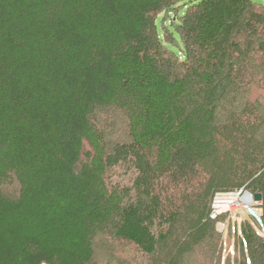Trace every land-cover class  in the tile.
I'll return each mask as SVG.
<instances>
[{
    "label": "trees",
    "instance_id": "obj_1",
    "mask_svg": "<svg viewBox=\"0 0 264 264\" xmlns=\"http://www.w3.org/2000/svg\"><path fill=\"white\" fill-rule=\"evenodd\" d=\"M242 191L228 248L213 203ZM98 235L134 252L111 264H264V0H0V264H96Z\"/></svg>",
    "mask_w": 264,
    "mask_h": 264
},
{
    "label": "rangeland",
    "instance_id": "obj_2",
    "mask_svg": "<svg viewBox=\"0 0 264 264\" xmlns=\"http://www.w3.org/2000/svg\"><path fill=\"white\" fill-rule=\"evenodd\" d=\"M180 12L181 8L178 6L172 11H165L163 16L165 20H169L170 18L178 17ZM249 88L250 87H246L244 91L250 93L251 97L255 95L259 96L263 92V90H260L255 86L250 89V91ZM224 107L227 108L228 105ZM224 112V110H221L222 114ZM95 120L98 127L103 132L109 147L129 141L127 118L122 110L115 107L100 109L95 114ZM135 176L136 171L131 163H121L112 168L108 173V179L111 183L126 186L132 185ZM4 189L8 194L16 196L19 192V185L15 182L12 185L5 186ZM255 195V193L250 191H242L218 194L216 197L213 203L215 219L217 222L216 228L217 232H220L224 239H226V247L229 248L233 246V238L235 237L232 232H229V234L226 232L227 228L229 229L228 222L231 219L230 217H232V219L238 218V221L240 222L248 218L249 214L254 216L259 215V212L254 207L261 203L262 198L256 200ZM229 207L230 209H228ZM227 214L230 215V217L227 216ZM228 217L229 219H227ZM215 241L218 242V240ZM95 243L96 264H111L114 253L129 258L134 257V252H132L130 247L126 245L128 248H125L119 242L113 241L103 235H98ZM217 255L218 253H215L213 249L206 246L201 250L199 258L196 261H191H194L195 264L196 262H200L201 264H215ZM146 261L147 257H141L140 259L138 258L136 262L137 264H144Z\"/></svg>",
    "mask_w": 264,
    "mask_h": 264
},
{
    "label": "water",
    "instance_id": "obj_3",
    "mask_svg": "<svg viewBox=\"0 0 264 264\" xmlns=\"http://www.w3.org/2000/svg\"><path fill=\"white\" fill-rule=\"evenodd\" d=\"M255 198H256V200H260L261 199V195L260 194H256Z\"/></svg>",
    "mask_w": 264,
    "mask_h": 264
},
{
    "label": "built area",
    "instance_id": "obj_4",
    "mask_svg": "<svg viewBox=\"0 0 264 264\" xmlns=\"http://www.w3.org/2000/svg\"><path fill=\"white\" fill-rule=\"evenodd\" d=\"M228 209H230V207Z\"/></svg>",
    "mask_w": 264,
    "mask_h": 264
}]
</instances>
